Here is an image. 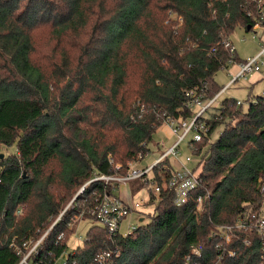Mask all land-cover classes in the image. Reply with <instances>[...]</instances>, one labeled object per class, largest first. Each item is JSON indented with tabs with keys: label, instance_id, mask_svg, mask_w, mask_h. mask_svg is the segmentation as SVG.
<instances>
[{
	"label": "trees",
	"instance_id": "obj_1",
	"mask_svg": "<svg viewBox=\"0 0 264 264\" xmlns=\"http://www.w3.org/2000/svg\"><path fill=\"white\" fill-rule=\"evenodd\" d=\"M249 3L0 0V153L18 150L0 158V264H18L11 241L40 239L84 188L42 243L40 257L54 263L68 252L74 218L110 192L88 183L126 175L166 118L190 115L186 92L213 98L222 91L215 76L240 60L225 42L249 26ZM42 30L55 42L52 52L38 46ZM221 106L222 119L208 123L212 133L224 126L222 133L193 151L203 165L195 196L211 193L203 212L194 213L195 202L175 206L164 191L148 222L126 237L93 225L68 252L70 264H264L262 246L243 244L257 235L236 231L227 243L220 229L262 213L264 96L247 112L235 99ZM130 186L136 193L143 185Z\"/></svg>",
	"mask_w": 264,
	"mask_h": 264
},
{
	"label": "built area",
	"instance_id": "obj_2",
	"mask_svg": "<svg viewBox=\"0 0 264 264\" xmlns=\"http://www.w3.org/2000/svg\"><path fill=\"white\" fill-rule=\"evenodd\" d=\"M248 17L250 18L251 27L249 32L254 34V39L259 40V51L252 57L245 61L230 59L229 67H235L238 71L233 74L230 82L223 87L222 91L216 94L213 98H205V93L198 89L186 92L187 102L185 109L190 113L187 118H166L163 125L168 128L172 135H175L176 142L167 150H163L160 155L154 160L151 165L138 167V163H142L144 159L150 156L151 151L147 154L139 155L138 160L128 164L129 170L126 175H121L119 172L113 175H97L88 184L94 182H103L108 192L99 205L96 206L90 213L95 223L106 229L109 236H128L130 235L142 222L145 217L138 211L147 203L154 200L151 204L155 210L156 204L159 203L160 197L164 191H168L173 195L174 205L183 207L191 202H195L196 208L194 213L200 214L203 212L205 204L210 199L211 193L199 194L195 196L198 189L201 187L200 175L203 165L195 158L194 152L196 144L201 143L205 137H210L211 141L215 140V134L224 128L221 126L215 132H211V126L208 121L221 120V98L236 85L240 80H248L254 75H260L264 71V0H249ZM247 30V28H246ZM230 52L235 55L238 54L233 42L228 40L225 42ZM215 50H213L214 52ZM245 102L236 101V106L244 107ZM217 110V111H214ZM218 116H214V114ZM219 129V130H218ZM222 133L220 131L219 134ZM190 149V155L184 160L182 159V146ZM163 147V146H162ZM119 171L121 166H116ZM132 182H139L143 186L136 193H131L129 200H124L119 197V186L123 184H131ZM107 189V190H108ZM84 188L82 189L83 192ZM260 191L264 196V181H261ZM132 192V191H131ZM136 196L138 198H136ZM21 208L18 213H21ZM133 213L138 214L137 224L130 223L127 225L128 232L121 233V227L127 220V217ZM263 213V209H262ZM239 217L234 225L220 228L222 236L227 243H230L232 236L236 231L250 232L257 235V237L250 236L246 238L243 244L246 247H253L255 245L262 246L264 250V215L263 214ZM84 214V213H83ZM61 214L50 229L38 241H24L19 244L16 239L10 243V248L21 258L18 264H70V256L65 252L54 263L46 262V257L41 256V246L48 233L53 227L62 219ZM140 218V219H139ZM143 218V219H141ZM71 227V225H70ZM62 235L59 240L62 239ZM193 255L200 256L201 250L193 249ZM236 255L235 251L229 253L230 257ZM222 260L216 264H222Z\"/></svg>",
	"mask_w": 264,
	"mask_h": 264
},
{
	"label": "rangeland",
	"instance_id": "obj_3",
	"mask_svg": "<svg viewBox=\"0 0 264 264\" xmlns=\"http://www.w3.org/2000/svg\"><path fill=\"white\" fill-rule=\"evenodd\" d=\"M174 19V16L172 17ZM230 41L233 42V45L235 49L237 50L238 57L240 60L245 61L248 58L254 57L258 51H259V40L254 39V34L252 32H247V30L243 27H238L234 34L231 36ZM38 46L42 48L43 50H50L52 52L55 42L53 41V38L48 30H42L38 35ZM237 69L235 67H229L225 70H221L218 72V74L215 76V81L217 82L218 86L223 88L226 86L230 80L232 79L233 74L237 73ZM258 76V77H256ZM264 96V71L260 75H254L250 77L248 80H240L236 85H234L230 90H228L221 98V101L224 99H235L236 101L245 102L243 111L247 112L250 104L252 102H255V100L258 97ZM241 107V106H239ZM223 131L222 129L219 130ZM218 132V133H219ZM218 133L215 134V140L218 137ZM177 138L175 135L170 134L167 132L165 125H163L159 131L154 135V141L150 144L149 149L151 151L150 156L140 164L138 163V167H144L147 165H151L154 160L160 155V153L163 150H167L169 147H171L175 142ZM163 146V147H162ZM196 152V151H195ZM182 159L184 160L188 155H190V149L186 146H182ZM0 155H3L4 158H8L12 155H18V150L16 146L13 147H6L3 148ZM55 171L59 170V165L55 164L54 166ZM126 173V171H120V174L123 175ZM118 192L116 194L121 197V199H127L129 200L131 198V192L132 186L129 184H123L119 186ZM82 190H80L78 193H75L72 199L69 200V202L64 206V209L62 210L61 214H65L67 210L73 208L75 198L78 196V194H81ZM136 198H138L136 196ZM152 201L144 205L138 212L142 213V216L149 217L151 213H154V209L152 207ZM92 210L88 211L87 216H85V213H81L77 215V217L74 218L71 228H74L76 231L75 234L72 236L69 245H68V252L74 251L76 248L83 245L84 241L86 240L87 233L90 230V228L95 225V221L90 215ZM60 214V215H61ZM264 215V204H263V213ZM137 215L136 213H133L129 217H127V220L124 222V224L121 227V233L126 234L128 232L127 225L130 223H133L136 225L137 223ZM64 216V215H63ZM62 216V217H63ZM148 222V219L145 220V223ZM50 229V228H49ZM48 229V230H49ZM47 230V231H48ZM46 231V232H47ZM39 240V239H38ZM37 240V241H38Z\"/></svg>",
	"mask_w": 264,
	"mask_h": 264
},
{
	"label": "water",
	"instance_id": "obj_4",
	"mask_svg": "<svg viewBox=\"0 0 264 264\" xmlns=\"http://www.w3.org/2000/svg\"><path fill=\"white\" fill-rule=\"evenodd\" d=\"M250 29H251V27H250V26H248V27H247V32H249V31H250ZM0 158H1V159H3V158H4V156H3V155H0Z\"/></svg>",
	"mask_w": 264,
	"mask_h": 264
},
{
	"label": "crops",
	"instance_id": "obj_5",
	"mask_svg": "<svg viewBox=\"0 0 264 264\" xmlns=\"http://www.w3.org/2000/svg\"><path fill=\"white\" fill-rule=\"evenodd\" d=\"M256 77H258V76H256ZM166 130H167V132H169L170 134H172L171 133V131L168 129V128H166ZM124 200H127V199H124ZM140 214H142V213H140ZM138 217V216H137ZM140 219V218H139ZM141 219H143V218H141Z\"/></svg>",
	"mask_w": 264,
	"mask_h": 264
}]
</instances>
